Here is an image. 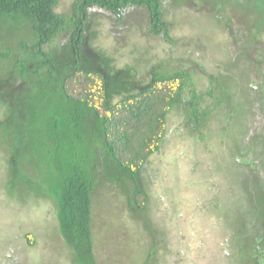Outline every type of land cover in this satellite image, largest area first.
Returning a JSON list of instances; mask_svg holds the SVG:
<instances>
[{
    "label": "rangeland",
    "instance_id": "374dc122",
    "mask_svg": "<svg viewBox=\"0 0 264 264\" xmlns=\"http://www.w3.org/2000/svg\"><path fill=\"white\" fill-rule=\"evenodd\" d=\"M80 3L58 0L56 11L70 28L55 44L68 41ZM162 4L176 45L151 33L149 11L139 6L117 16L98 5L87 8L88 41L114 58L117 68L133 66L145 83L155 70H184L199 92L220 88L225 105L213 108L219 103L206 98L211 119L198 131L187 126L181 111L170 114L163 146L141 174L149 196L145 210L131 209L133 183L109 179L102 166L94 173L90 167L97 183L92 256L71 249L58 206L47 195L58 184L64 151L40 131L46 117L33 136L22 118L14 117L6 130L0 125V264H231L246 259L245 245H252L259 229L263 233L264 101L254 90L264 83V0ZM28 27L0 19V75L15 63H29L23 50L31 39ZM247 47L248 54L241 51ZM93 143L78 154L92 161ZM236 228L250 239H234Z\"/></svg>",
    "mask_w": 264,
    "mask_h": 264
},
{
    "label": "trees",
    "instance_id": "16d2710c",
    "mask_svg": "<svg viewBox=\"0 0 264 264\" xmlns=\"http://www.w3.org/2000/svg\"><path fill=\"white\" fill-rule=\"evenodd\" d=\"M57 4L58 0H0V19L26 22L31 37L23 46L29 63H15L8 74L0 75V107L5 112L0 125L6 130L14 117L22 118L31 125L33 136L46 117L40 131L64 151L58 184L47 195L58 206L61 231L71 249L92 256V195L97 183L91 171L102 166L111 173L109 179L133 183L131 209L145 210L149 196L141 174L163 146L170 114L181 111L187 126L198 131L211 119L210 109L204 108L206 98L219 103L216 109L226 102L215 85L206 93L199 92L192 75L184 70H155L152 80L145 83L133 66L117 68L114 58L88 41L87 8L98 5L117 16L139 6L149 11L151 33L176 45L164 19L162 0H81V23L74 20V29L62 44L55 42L70 24L56 11ZM263 84L254 90L261 102ZM86 137L87 143L94 142L92 161L78 154L87 144ZM13 165L16 168L18 162ZM28 238L34 246L33 235Z\"/></svg>",
    "mask_w": 264,
    "mask_h": 264
},
{
    "label": "flooded vegetation",
    "instance_id": "af4514ba",
    "mask_svg": "<svg viewBox=\"0 0 264 264\" xmlns=\"http://www.w3.org/2000/svg\"><path fill=\"white\" fill-rule=\"evenodd\" d=\"M249 49L248 48V52H249ZM244 49H241V51H243ZM244 52V51H243ZM245 53V52H244ZM246 54H248L246 52ZM248 57V56H247ZM249 69V68H247ZM250 70L248 71V74H249ZM234 239L236 238H239L240 235H244L245 233L243 232V229H234ZM244 239L243 240H246L247 239H250V235H249V232L246 233L244 236ZM253 237L255 239H253V243L252 245H245V251H247V258L244 259V258H239L237 259L236 261H233L231 264H264V231L263 233H261L260 229L259 231L257 232V234L253 235ZM234 239H233V242H234ZM235 243V242H234ZM256 251L257 252H260V254L258 255H255L256 254ZM255 256L257 258H255ZM239 257V256H238ZM4 264H9L8 261H5Z\"/></svg>",
    "mask_w": 264,
    "mask_h": 264
}]
</instances>
